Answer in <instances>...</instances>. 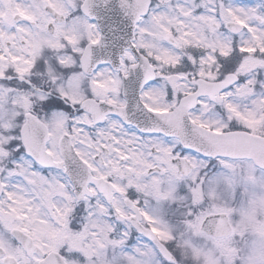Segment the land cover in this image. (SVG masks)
Returning a JSON list of instances; mask_svg holds the SVG:
<instances>
[{
	"label": "snow or ice",
	"instance_id": "1",
	"mask_svg": "<svg viewBox=\"0 0 264 264\" xmlns=\"http://www.w3.org/2000/svg\"><path fill=\"white\" fill-rule=\"evenodd\" d=\"M0 264H264V0H0Z\"/></svg>",
	"mask_w": 264,
	"mask_h": 264
}]
</instances>
